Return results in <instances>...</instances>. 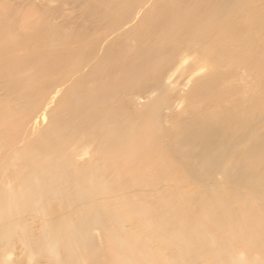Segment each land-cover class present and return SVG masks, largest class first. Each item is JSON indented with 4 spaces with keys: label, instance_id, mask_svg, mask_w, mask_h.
Listing matches in <instances>:
<instances>
[{
    "label": "bare ground",
    "instance_id": "6f19581e",
    "mask_svg": "<svg viewBox=\"0 0 264 264\" xmlns=\"http://www.w3.org/2000/svg\"><path fill=\"white\" fill-rule=\"evenodd\" d=\"M0 264H264V0H0Z\"/></svg>",
    "mask_w": 264,
    "mask_h": 264
},
{
    "label": "rangeland",
    "instance_id": "374dc122",
    "mask_svg": "<svg viewBox=\"0 0 264 264\" xmlns=\"http://www.w3.org/2000/svg\"><path fill=\"white\" fill-rule=\"evenodd\" d=\"M141 99H142V98H141ZM143 99H144V98H143ZM144 100H145V99H144ZM144 100H142V101H144ZM178 103H179V102H178ZM178 103H177V104H176V102L174 103V104H176V106L174 105V109H175V110H176V108H177V110H178L179 107H180V105H179L180 103H179V104H178ZM178 105H179V107H178ZM174 109H173V110H174ZM175 110H174V111H175ZM17 251H18V249H17Z\"/></svg>",
    "mask_w": 264,
    "mask_h": 264
}]
</instances>
